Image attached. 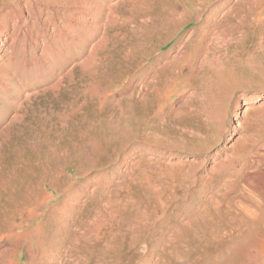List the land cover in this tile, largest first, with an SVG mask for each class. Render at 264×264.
I'll return each instance as SVG.
<instances>
[{
  "label": "rangeland",
  "instance_id": "1",
  "mask_svg": "<svg viewBox=\"0 0 264 264\" xmlns=\"http://www.w3.org/2000/svg\"><path fill=\"white\" fill-rule=\"evenodd\" d=\"M47 1L0 0V162L2 161L5 164L9 163L11 157L13 158L15 153L12 154L14 151L12 149L16 147V143L18 142L17 140L20 141L23 139V142L27 143L28 140L33 138H42L40 136L33 137V131H31L28 127L30 122L27 121L30 120V111L32 110H38L39 108L50 110L57 107L52 101V96L57 92L47 90V88L53 84L55 79L59 80L60 78H64L69 75H76V79L83 74L84 76L89 74L92 67L91 64L89 65L90 67H88V63L93 57H96V53H100L102 46L104 48H111L112 45V47L115 46L116 55H114L112 62L117 61L108 70L107 73L109 76L106 75V78L104 76L102 78H98L93 83V86L97 87L101 84L98 87L99 89L100 87H106L110 85V83L116 81L110 91L108 90V94L111 93L114 97H118L120 95L119 93L125 90L127 83L130 82V76L134 74L131 73L132 71L128 72L126 77L118 81V79L121 78L120 76H117L119 74V70H121L119 68L123 67L120 66L122 65L120 62L122 60L121 56L123 57L127 54L121 53L119 55L117 53L119 48L115 45L116 43L113 38L114 34L112 36V33H116L118 30H116V32H112L111 30L115 26H119L123 24V22L125 23L128 21L126 18L127 12H129L128 10L136 0H92V3L93 1H97L96 3L101 4L103 11H99V13L95 16L89 14V11L82 13L85 17L90 19L93 18L96 21L94 24L87 23L86 26H83V24L79 25L67 17L69 14L72 16L77 15L76 13H78L80 8L86 5L81 7L77 6L78 8L70 6L61 7L60 4L54 6V3L47 5ZM84 1L85 4H91V0ZM199 1L201 0H196L194 2H190L188 0H156L153 4L152 0H146V2L150 4L152 3L151 6H156L154 10L158 15L156 14L155 16V14H152V17H155L152 20L153 23L158 16H165V14L168 15L169 19L174 17L175 20H170L167 24L162 23V25L157 23L152 25L153 23H148L150 32H152V30L153 32L152 38L146 45H148V47L151 46L155 48V51L145 59L144 65H149L158 56L168 51L174 53L176 50L177 52L182 51L183 47L185 49L182 61L176 66L175 70L177 71L179 68H184L180 72L174 71L175 74L170 75L168 78L170 88L165 95H171V97L167 100V102H162L161 104L162 112H165L167 107H174L172 116L173 119L170 122L171 124L165 125L161 127V129H157L153 132L154 135H149L151 140H154V137L156 136L158 138L161 137L159 140L162 142V145L150 144L149 142L142 141L143 138L141 139V132L143 129L136 134L135 138L131 137L133 133H136L139 129H141V126L137 125L140 124V120L138 119L139 109L137 106H135L136 108L134 106L129 109L126 108V110L131 114V117L129 118L130 122L129 120H127L128 122L126 120L120 122L116 120L115 116L109 118L104 117V119L102 118L103 121L101 120L97 123L95 122L96 124L94 123L93 127L89 129V134L87 133V136H85V143H79L75 147H67L64 142L62 144L63 148L60 150L64 151L65 148H68L71 152L68 151L66 159H68L69 162L72 159H75L67 168L64 169V174L67 178H69V182L63 187V190H54L48 184H38L42 177V173L39 171L35 172V170L30 168L29 177L23 183L18 180H14L13 184L11 183L12 186L7 187L8 190L10 189L9 191L12 192V196L14 197L13 199L16 200H14L16 203H22V201L27 199L28 203L26 206L28 208H24L23 211L22 209H18L17 212L12 213L11 216L9 215L5 219L1 211L6 210V207H3L4 200H0V218L2 216L1 219H4L3 221H0V228L7 229L5 235L10 238L7 240L8 243L5 239L0 240V251L2 253L5 249L8 250V248H14V254L11 256L0 255V264H37L36 261L40 257V248L38 244L40 241V231L38 230L42 228V224L45 222L46 217L49 214V210L61 203L63 199V191H65L66 188L80 183L83 184L85 175L88 172L94 174L98 171H108L110 168H117L119 171L123 172L122 174L126 176V179H132L135 181L138 179L135 176L143 174V171L145 173L144 175H147V173H150L148 175L154 176L160 175L162 178V180L161 178L160 180L162 182H155V184L153 182L152 186L154 188L161 186L159 189L166 188L167 190L171 188L174 191L176 190L175 192L177 195L176 198L170 201L166 200V195L163 196V199L168 202H166L164 206H161L160 204V206L157 205L153 214L154 219H150V225L146 224L149 226V231L151 232L149 233L147 230L145 232V235H147L146 237L149 236L146 239L147 241H145L146 244L143 242L138 248V252L133 250L136 254L127 253L126 257L130 258V260L125 261L127 259L126 257L119 258L121 257L122 251H125L122 249L121 251L115 252L117 255L114 253L112 254L113 257H108V262L104 264H116L117 261H123L124 264H153L155 261H157L156 263L158 264H168V256L164 257L161 255L162 252L160 253L159 248L157 247V238L162 236L161 230L157 232L158 234L156 232H152L155 229H159L157 226L163 221H166V217L167 219H169L170 216L172 218L178 209L183 211L184 208L181 207L183 204L187 205L189 201L188 199H191L194 203L198 193L208 190L205 188H209V185L212 186V184H214L216 186L218 182L220 183L225 179H234V182H238L240 175L247 173L250 174V176L249 174L247 175L249 178H259L255 170L257 169L258 171H261L264 164L263 160L257 161L258 157H263L264 155V55H259V57L255 56L254 58H251L252 60L249 59L250 61L245 59L247 58V51L254 47L256 42L254 34L255 30L258 28L256 25L251 28H246L248 30L247 34H250V36L238 47L239 50L246 47V50H244L245 53H242L243 49L240 51L242 53L240 54V58L232 57L233 54H231L230 51L225 53V50H223L219 58L212 60L214 63L210 60L209 63L203 65L204 68L202 72L198 71L201 66L200 62L188 67V64L190 63L189 57L191 51L199 39V35L197 36V33L199 34L201 30L199 28L201 21L194 20V16L198 13L197 9H199L204 3L205 6H207L206 9L208 11L215 7V5L222 2L224 3L226 0ZM226 2L227 3L224 5V8H222L223 11L221 9L220 13L217 15L219 18L223 17L231 8H239L242 6L246 8L248 2L252 3L253 0L245 2L244 0H227ZM259 2L263 5L260 6L259 3V7L256 11H259L264 6V0H259ZM253 15L254 17H257L256 13ZM258 17L262 20L263 25L264 8L258 14ZM252 18V16H249L248 19L251 20ZM182 19L189 20L183 23L184 20ZM262 28H264V25ZM203 32H205L204 29ZM159 39L167 41L162 44L158 42ZM179 39H182L180 45H178ZM102 40L103 42H101ZM215 40H213L215 46L217 45V48L220 47L218 45L222 42H219L220 40ZM97 42L99 43L98 45H96ZM95 45L97 47L101 46L99 47V51ZM146 45L144 44L143 47L141 44L143 48L140 45H133V47H131L132 50L128 53V55L130 54V59L127 63L132 64L128 68V71L134 69L136 67L134 65L138 64V62L140 63L144 59L145 50L147 49ZM138 46H140L142 50ZM221 47H223L222 49L225 48V46ZM90 49H92L91 51H93V49L96 50L94 51L96 53H91ZM229 50H231V48ZM131 53L133 54L131 55ZM216 54L218 55L219 53ZM226 54L227 56H225ZM91 55L92 58H90ZM215 60L220 62L216 63ZM117 63L119 64L115 65ZM133 71H136V69ZM111 77L112 79L114 77V79L116 78L117 80L113 79V81ZM162 77L161 79H164ZM128 78H130V80H128ZM133 82L134 81H132L133 85L137 84H134ZM191 82L198 84L197 88L192 87L193 85H190ZM251 97H253V99ZM89 109L90 107L86 106L84 111H88ZM160 122L162 124V121ZM98 123L102 124L100 125ZM235 123L238 124V128H233ZM33 124L35 129L36 124L34 122ZM70 124L71 123H67L65 125V129L67 131H72V129L78 130L80 128V125L79 128H75L76 125L71 124L70 126ZM112 124L113 127H111ZM182 125L184 127H182ZM83 127L86 126L83 125ZM83 127L80 130H85ZM172 127L173 130L170 129ZM39 128L40 126H38L36 130ZM110 128H113L111 129L113 132L111 130V132H109ZM171 131H174V133H171ZM143 134H145L144 131ZM67 137L65 135L64 138L67 139ZM133 140H135V142ZM12 144L13 147H11ZM53 144L54 142L52 141V143L48 145L54 146ZM134 145L137 146V149L135 148L134 151H130L131 147ZM150 145H153V147ZM228 145L233 147L229 149L226 147ZM35 147H37V152L35 150L34 152L29 151L28 154H25V156L22 155L21 159L26 160L28 156L31 155L30 159L34 157L32 160L34 161L36 155H42L43 152H41V149L43 151L44 147L37 144ZM154 147L159 149L158 155L152 153ZM44 151H46V147ZM124 152L129 153L125 156V161L122 159ZM245 161L252 163L251 167L254 169L251 167V169L249 167L246 168ZM99 162H106V164L101 167L88 170L82 175L77 174L76 170H74L75 166L86 168L92 163ZM153 165L156 166L151 170ZM133 166H135V168H133ZM50 169L53 171L57 169V166H51ZM147 169L151 170V172L149 170L147 171ZM234 174L237 175V177H235ZM21 176L22 175H19L18 178ZM178 179L180 182H178ZM168 180L170 182H168ZM181 180L186 182L181 183ZM136 187L137 186H132L134 189ZM160 193H163L162 190H160ZM28 197L30 200H28ZM5 213L7 214V212ZM104 215L109 218V211H106ZM223 216L224 223H222L224 224V227H226L227 223H230V220H227L228 216L224 214ZM43 218L44 220L42 221ZM101 218L99 220L105 221V216ZM69 222H71L70 219H68L67 223ZM173 222L175 221L173 220ZM56 224L47 225L46 227L42 247L46 250L47 246L49 247L51 245L52 247H50L52 253L51 251L48 253L46 252L44 259L47 262H52H49V264H82V260H79L80 257H83L82 259H84V256L91 255L92 250L89 248L88 249L90 251L86 249L83 250L81 256L76 253L78 257L76 254L71 255V258L66 256L62 252H64L67 245H71L73 241H71V237L68 233L65 232V224L60 231L57 230H59L62 224ZM52 225L53 227H51ZM185 226L186 224L183 228H185ZM183 230L179 235L177 233L171 235L172 237H178V243L176 242L178 245L177 247H179L181 243L180 240L182 238L185 237L187 239L192 236L194 237V233L197 236L199 234L196 232L192 233L191 228L188 227L186 228L187 231ZM52 232L53 234L55 232V234L53 235ZM109 232L110 231H106L105 235ZM151 237L154 239V242ZM16 240L19 241L16 242V247H14L13 244ZM232 240L233 237L231 236V233H228L224 239L225 243ZM252 240L255 243V246L249 250L250 254L255 256L252 264H262L263 254L260 252V254H257L256 247L257 243L264 241V236L254 234ZM154 243L155 245L157 244L156 246L154 245L153 248L154 255L151 253V255L149 254L148 256V253L150 252L148 251L149 247H151ZM215 246V248L205 249V251L207 250L206 252L196 248L199 253L201 252L200 257L203 260L201 259L198 263L191 264L207 263V259L205 257L206 253L210 254L212 251L219 253L220 249L223 248V245L217 246L215 244ZM59 248H61V250ZM38 251L39 253H37ZM85 251L87 252L86 254ZM156 252H158L159 255ZM145 257H149L148 260L150 261L144 262ZM171 258L172 257H170V259ZM172 261L174 262V260ZM181 264H185L184 261H181ZM223 264H237V261H227L223 262Z\"/></svg>",
  "mask_w": 264,
  "mask_h": 264
},
{
  "label": "bare ground",
  "instance_id": "2",
  "mask_svg": "<svg viewBox=\"0 0 264 264\" xmlns=\"http://www.w3.org/2000/svg\"><path fill=\"white\" fill-rule=\"evenodd\" d=\"M97 1L95 2L93 1L92 3L91 0V4H87V3L85 4L84 0H48L47 5H51L53 3L55 4L54 6L60 4L61 7L62 6L81 7L86 5L80 8L79 11L77 10L78 13L73 12L76 13L77 15L72 16L70 14L69 15L67 14L68 19L73 20V22L79 25L83 24V26H86L87 23L94 24L96 21L93 18L90 19L88 17H85L84 14L82 13L89 11L90 12L89 14L95 16L97 15V13H99V11L101 12L103 7L101 4L96 3ZM154 1L156 0H152V3ZM188 1L194 2L196 0H188ZM226 1H224V3L222 2L215 5V7L211 8V10L208 11L206 9L207 6H205L204 3L203 5L200 4L201 5L200 8L197 9L198 13L194 16V20L201 21L199 25V28L201 30L199 34L197 33V36L199 35L198 37L199 39L197 38L198 40L195 43L193 50L191 51L189 57L190 63L188 64V67L200 62L201 66L198 71L202 72L204 68L203 65L209 63L210 60L212 61L215 58L216 59L219 58L223 50H225V53L230 51L231 54H233L232 57L240 58L241 57L240 54H242L244 50H246V47H243L242 48L243 50L241 49L242 53L240 52L241 50H239L238 47L242 44L243 41H245L250 36V34H247L248 30L246 28L254 27V25H256L258 28L255 30V34H254L256 42L254 44V47L251 50L247 51V55H246L247 58L245 59L252 60L251 58H254L255 56L259 57V55H264V28H262L264 24L262 25V20H260L258 17V14L263 10L264 6L261 9L259 8L260 10L259 11L257 10L258 11L257 12L256 9L259 7L260 2L259 0H253L252 3L248 2L246 8L244 6L239 8L236 7L233 9L231 8L229 11L225 13L223 17L219 18L217 15L220 13L221 9L224 8V5L227 3ZM245 1L248 0H244V2ZM199 2H202V0ZM151 4L146 2V0H136L131 6V8L128 10L129 12H127L126 18L128 19V21H126L125 23L123 22V24L119 26H115L111 30L112 32H116V30H118V32L112 33V36L114 34L113 38H114V42L116 43L115 45L119 48L117 52L119 55L121 53H125L128 55V53H130V51L132 50L131 47H133V45L135 46L137 45L141 46V44L142 46L144 44L146 45L147 42L152 38L153 30L152 32H150L148 23L150 24L153 23L152 20L155 17H152V14H155L156 16L157 13L154 10L156 6L153 7L151 6ZM262 5L260 3V6ZM254 13H256L257 17H254L253 15ZM249 16H252L253 18L249 20L248 19ZM170 20L171 21L175 20V18L172 17L169 19L168 15L165 14V16L164 15H162L161 17L158 16L157 19L154 21V23L162 25V23H166V24L169 23ZM188 20L189 19L184 20L183 23L187 22ZM154 23L152 25H155ZM203 29L205 30V32H203ZM103 40L101 42H103ZM213 40L215 41L220 40L219 42H222L221 43L222 45L219 44L218 46L220 47L217 48V45L215 46ZM166 41L167 40H162V39L158 40V42L162 44H164ZM181 42L182 39L181 40L179 39L178 45H180ZM99 43L97 42L96 45H98ZM112 46L111 48L109 47L104 48L102 46V50L100 51L101 54L100 53L97 54L96 52H94L96 50L93 49V51H91L92 49H90L91 53L92 52L96 53L95 54L96 57H93L95 58L93 59L92 55L94 54H92L90 58H92L93 60L91 59L92 60L91 61L89 59L90 62L89 63L87 62L88 67H90L89 66L90 64L92 67V70L91 72H89V74H86L85 76L84 74L82 76L79 75L80 77H77L76 79H75L76 75L75 76L69 75L64 78H60L59 80L55 79L53 81V84L49 86L47 90L57 92L54 95L52 94L53 95L52 101L55 104V106H57L56 108L50 110L39 108L38 110L36 109L30 111L31 112V115L29 114L30 120L27 121L30 122L28 127L31 131H33L32 132L33 137L40 136L42 138L41 139L33 138L31 140H28L27 143H24L23 139L20 141L17 140L18 142L16 143V147H14L15 149L14 148L12 149L14 150L12 154L15 153L13 158L11 157L9 163L7 164L3 163L2 161L0 162V200L1 201L4 200L3 207H6V210H2L1 213L5 219L9 215L11 216L12 213L17 212L18 209H22L23 211L24 208H28L26 206L28 203L27 199L22 201V203H16L15 202L16 200L13 199L14 197L12 196V192H10L9 191L10 189L8 190L7 187L9 186L11 187L14 180H18L19 182L23 183L29 177L30 168L32 170H35V172L39 171L40 173L43 174V175L41 174L42 177L39 180L38 184L40 185L48 184L54 190L57 189L63 190V187L66 186L67 183L69 182V178H67L66 175L64 174L65 172L64 169L67 168L75 158L72 159L70 162L68 161V159H66L69 149L64 147L65 148L64 151L60 150L61 148H63L62 144L65 142L67 147H71V146L75 147L79 143H83L84 140L86 139L85 136H87V133L89 134L88 132L89 129L93 127L95 122L97 123L101 121L102 118L104 119V117L109 118L115 116L116 120L120 122L124 120L126 121L129 120L130 122L129 118L131 117V114L126 110V108L129 109L132 106L134 107L137 106L139 109L138 119L140 120L139 121L140 124L137 125H140L141 129H139L136 133H133L131 137L135 138L136 134L143 129L145 134H143V131L141 132V139L143 138L142 141L149 142L150 144L162 145V142H160L159 140L161 137L158 138L156 136L154 137V140H151L149 135L153 134L154 131H156L157 129H161V127L165 125L168 124L170 125L171 124L170 122L173 119L172 116H173L174 107L173 108L167 107L166 111L162 112L161 104L162 102H167V100L171 97V95H165L168 89L170 88L168 78L170 77V75L175 74L174 71L180 72L184 68V67L182 69L179 68L177 71L175 70L176 66L179 65V63L182 61V57L185 53L184 47L180 52H177V50L174 53L168 51L158 56L149 65L148 64L144 65L145 59L155 51V48L151 46L148 47V45H146L147 49L146 50L144 49L145 50L144 59L140 63L138 62V64L135 63L136 65H134L136 66L134 68L136 69V71H133L134 69L128 71V68L132 64V63L131 64L127 63V61L130 59L129 57L130 54L128 56L127 55L123 57L121 56L122 60L120 62L122 63V65L120 66L123 67L119 68L121 70H119V74L117 76L118 77L120 76L121 78H119L118 81L126 77V74L128 72L132 71L131 73L134 74L130 76L131 80L130 78H128L130 82L127 83L125 90L121 91L118 97L117 96L114 97L111 93L108 94V90L110 91V89L114 86L116 81L110 83V85L106 87H100L99 89L98 87L101 84L97 87L93 86V83L98 78H102L103 76L106 78V75H108L107 73L108 70L117 61L116 60L112 62L114 55H116L115 46L114 47ZM221 46H225V48L222 49L223 47ZM99 47L96 46L98 51H99ZM230 48L231 50H229ZM216 53L219 54L217 55ZM132 54L133 53H131V55ZM227 54L225 56H227ZM215 62L219 63L220 61L217 62L215 60ZM118 64L119 63L115 65ZM161 77L164 79H161ZM132 81H134L133 82L134 84L137 83L138 86L137 84L133 85ZM190 85H193L192 87L197 88L198 84H196L195 82H191ZM251 98L253 99V97ZM86 106L90 107L88 111H84V108ZM112 121L114 122L113 119ZM160 121H162V124ZM163 121H167V122H163ZM33 122L36 124L35 129ZM67 123L76 125L75 128H79L80 125V128L78 130L72 129V131H67L65 129V125ZM83 125H85L86 127H83ZM38 126H40V128L36 130ZM82 127L85 130H80ZM111 127H113V124L111 125ZM182 127L184 126L182 125ZM233 128H238V124L235 123L233 125ZM111 129L113 128H110L109 132L111 131L113 132V130ZM170 129L173 130V127ZM172 132L174 133V131H171V133ZM65 135L66 137L69 135L67 139L64 138ZM52 141L54 142L53 144L54 146L48 145L51 144ZM133 141L135 142V140ZM22 143L24 144L21 145ZM36 144L41 145L42 147H44V149L46 147V151H44V149L42 151L41 149V152H43V154L36 155L34 161H32L34 158L33 156H32L33 158L30 159L31 155L28 156L26 160L25 159L22 160L21 159L22 155L25 156V154H28L29 151H33V152L34 150L36 151L37 149V147H35ZM150 146L153 147V145ZM11 147H13V144L11 145ZM226 147L230 149L233 146L228 145ZM135 148L137 149L136 145L132 146L130 151H134ZM158 150L159 149L157 147H154L152 153L158 155L159 153ZM128 154L129 153L124 152V156L122 158L124 161H125V156H127ZM263 157H258L257 161L258 160L264 161ZM248 162L249 161H245L246 168L247 167L250 168L252 165V163H248ZM105 164L106 162L92 163L88 165V167L86 168L75 166L74 170H76L77 174L82 175L86 173L88 170L101 167ZM55 165L57 166V169L51 171L50 167L51 166L53 167ZM155 166L153 165L151 170ZM133 168H135V166H133ZM148 170L149 169H147V171ZM151 170L149 171L151 172ZM256 170L255 172L258 174L257 176H259V178H255V179L249 178L247 176L249 173H247V174H241L238 182H234V179L233 180L225 179L220 183L218 182L216 186L214 184H212V186L209 185L210 186L209 188H205L208 190L201 191L200 193H198L194 203L192 202L191 199H188L189 201L187 205L183 204L181 207L184 208L183 211L178 209L174 213L172 218L175 222H173L171 216L169 217V219H167L166 217L165 218L166 221H163L160 225L157 226L159 228L158 230L156 229L154 230L152 228L154 230L152 232H156V233L159 230H161L162 236L157 238V244H158L157 247L159 248L160 253L162 252L161 255H163L164 257L168 256L167 257L169 258L167 260L168 264H181V261H184L185 264L198 263L202 259L200 257L201 252L199 253L198 250H202V251L204 250V252H206L207 250L205 251V249L207 248L208 249L215 248L216 247L215 244L217 246L223 245L222 246L223 248L220 249L219 253H216L215 251H212L210 254L206 253L205 257L207 259L206 261L207 263L205 264L208 263L223 264V262L234 261V260L237 261V264H252V261L255 259V256L253 254H250L249 252V250H251L252 247L255 246L252 237L254 234L255 235L259 234L264 236V164L261 171L260 170L256 171ZM122 173L123 172L119 171L117 168H110V170L108 171L107 170L98 171L94 174L88 172L85 175L83 184L80 183L71 186L69 188H66L65 191H63V195H62L63 199L61 203L58 206L56 205V207L49 210V214L48 216L46 215L47 217L45 222L42 224V228L38 230L40 231L39 232L40 241L38 240L40 253L39 251L37 253L40 254V257L38 256L39 258L36 261L37 264H49V262H51V261L47 262L44 258L46 256L45 255L46 252L48 253L51 251L52 253L51 250L52 246L51 245H50L51 247L47 246L45 250L42 247V242H43V238L45 237L44 233L46 232L47 225L48 226L51 224L55 225L56 223L62 224L59 230L57 231H60L63 228V225L65 224L64 225V227H66L65 232L68 233V235L71 237V241H73L71 245L69 246L67 245V248L62 253H64L66 256H69L71 258L72 257L71 255H75L76 253L80 254L79 256H81L82 251L85 249L92 250L91 255L89 256L83 255L85 257L84 259H82L83 257H80L79 260H82L81 261L82 264L107 263L108 257L109 258L113 257L112 254L121 251L122 249L125 250L126 252L125 251L124 252L122 251V253L120 252L121 257L119 258L126 257L127 253L136 254L133 252V250L138 252V248L140 247V245L143 242L147 241L146 239L149 237V236L146 237L147 235H145L146 230L147 232L151 233L149 231V226H147L146 224L150 225L151 223L150 219L151 218L154 219L153 214L157 205L160 204L161 206H164L166 202H168L165 201V199H163L164 195H166L167 198L166 200L169 201L176 198L177 196L175 192L176 190L174 191L171 188L168 190L166 188L159 189L161 186L158 188L155 187L156 188L155 189L152 186V183L154 182L155 184V182H162L161 181L162 178L160 177V175H156V176L148 175L150 173L144 175L145 173L143 171V174L135 176L136 178H138L137 181H135L132 179H126L125 178L126 176H124ZM19 175L22 176L18 178ZM235 177H237V175H235ZM168 182L170 181L168 180ZM178 182H180V180ZM185 182L184 180L183 181L181 180V183H185ZM132 186L133 187L137 186V187L134 189L132 188ZM160 190H162L163 193H160ZM28 200H30V198ZM106 211H109V215H110L109 218H107L106 215H104ZM5 212H7V214ZM223 214L228 216L227 220L228 219L230 220V223H227L226 226L227 228L224 227L223 224L224 223ZM103 216H105V221L103 220L104 222L99 220ZM1 218L0 221H3L4 219ZM44 218L42 219V221L44 220ZM68 219H70L71 222L67 223ZM185 224L186 226L185 228H183ZM53 225L51 227H53ZM187 227L191 228L192 233L196 232L199 234L197 236L194 233L195 235L194 237L192 236L187 239L184 237L181 240L179 239L181 243L179 247H177L178 237H172L171 235H173L174 233H177L179 235L180 232L183 229L186 230ZM6 231L7 229L0 228V240L5 239V241L7 242V240H9L10 238L9 236L5 235ZM106 231H110V232L105 235ZM228 233H231L233 240L225 243L224 239L225 236L228 235ZM152 240L154 242L153 238ZM18 241L19 240L14 241L13 244L14 247H16V242ZM144 244H146V242ZM154 245L155 243L151 245V247H149L148 251L150 252L148 253V256L149 254L151 255V253L152 255H154L153 254ZM59 249L61 250V248ZM259 252L263 254L262 264H264V241L257 243L256 253L260 254ZM86 253L87 252L85 251V254ZM156 253L158 254V252ZM13 254H14V248L11 247L8 248V250L7 249L3 250L0 255L11 256ZM170 257H172L173 259L172 258L170 259ZM148 258L149 257L147 258L145 257L144 262L150 261L148 260ZM127 260H130V258H127L125 261ZM172 260H174V262ZM156 262L157 261H155L153 264H158ZM117 263L124 264L123 261L122 262L117 261Z\"/></svg>",
  "mask_w": 264,
  "mask_h": 264
}]
</instances>
